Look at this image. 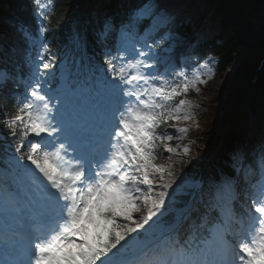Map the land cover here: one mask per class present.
Segmentation results:
<instances>
[{"label":"snow or ice","instance_id":"obj_1","mask_svg":"<svg viewBox=\"0 0 264 264\" xmlns=\"http://www.w3.org/2000/svg\"><path fill=\"white\" fill-rule=\"evenodd\" d=\"M31 4L37 34L23 19L12 24L35 50L25 57L32 68L27 80L18 44L0 34V160L6 165L0 264H264V131L254 145L231 153L227 170L197 181L193 191H182L184 181L175 179L172 158L181 151L188 156L191 146L178 150L171 142L191 129L170 122L197 120L199 129L195 110L202 105L189 94L199 95L215 78L216 61H201L192 51L177 62L172 53L182 41L171 29L174 14L160 3L136 6L126 18L96 11L83 19L77 47L92 44L101 55L88 60L79 93L69 78V93L87 103L65 106L50 94L56 56L45 33L55 6ZM137 28L148 39H133ZM161 28L170 41L164 49L163 36L151 35ZM20 83L24 90L15 91ZM257 153L260 175L252 183ZM197 197L205 209L199 218L192 207ZM214 208L221 215L210 219Z\"/></svg>","mask_w":264,"mask_h":264},{"label":"trees","instance_id":"obj_2","mask_svg":"<svg viewBox=\"0 0 264 264\" xmlns=\"http://www.w3.org/2000/svg\"><path fill=\"white\" fill-rule=\"evenodd\" d=\"M151 0H91L89 6L94 12L109 11L119 13V18H126L128 14L136 10V6H143ZM217 0H206L208 4H212ZM87 0H54L55 12L53 19L49 25L50 31L46 33V39L50 43L52 51L57 54L62 48V44L67 42L69 34V26L72 20L81 12V9L86 7ZM261 13L264 14V0H218L216 3L215 15L211 21V33L214 34L201 40L194 34V43L185 44L183 47L179 44L175 47L176 52L187 55L195 51L200 60L213 57L217 59L218 72H223L232 63V56L238 52L240 48L247 51L245 58L234 77L233 84L228 87L229 95L225 101L224 112L222 115H214L216 110L214 105L205 106L204 111H196L199 122V129L196 128L197 120H195V129L190 131L189 135L179 146L182 149L185 145L195 143L196 155L206 154L209 149H213L215 144L224 136L222 144L221 156L230 159L231 153L239 146H242V139L247 128L249 114L248 111L243 112L242 118L238 115L239 106L245 101L246 93L248 92L247 83L252 75L253 69L256 67L260 57L264 54V23H262ZM17 19H23L26 22L27 28L34 34L37 33L39 24L33 12L31 0H0V34H6L13 38L20 48L19 62L21 65L20 75L27 80L32 68L25 62L27 56V45L22 38L15 34L12 24ZM81 26V22H80ZM203 27L200 22L199 28ZM172 32L179 33L189 37L193 32L191 25L187 23L182 10L175 11V23L171 26ZM198 29V30H200ZM142 30V29H140ZM167 33L163 28L162 33ZM169 41L163 40V47H167ZM189 45H194V49ZM95 47V46H94ZM96 50L100 51L98 47ZM181 57V56H180ZM179 57V58H180ZM180 61L182 58L179 59ZM193 60L188 61V66H192ZM261 87L264 91V68L260 77ZM9 87H12L10 85ZM15 91H23L21 83L14 88ZM4 95L8 97L4 102L11 103V94L5 91ZM196 97L195 92L189 94V98ZM250 106L254 112L261 111L264 113V96H260L257 90H254L249 95ZM216 104L222 102V98L217 100ZM234 121V125L224 133L226 123ZM173 125L176 122H170ZM167 125L162 126L163 130ZM212 128L214 131L209 134L203 133V129ZM264 131V123L261 125V133ZM261 133L255 138L256 143ZM171 146L176 147V144L171 143ZM165 156L167 153L164 154ZM160 163H169L166 159H161ZM174 165L176 175L186 171L196 174L199 171L201 161L198 159L188 160L183 155H174L171 161ZM228 168V166H227ZM211 173L215 176L217 172L212 169ZM243 187V186H241ZM185 200V197H181ZM236 209H239L235 204ZM216 208L209 212V218H217L215 216ZM205 211L202 207L199 213H196L197 218Z\"/></svg>","mask_w":264,"mask_h":264},{"label":"rangeland","instance_id":"obj_3","mask_svg":"<svg viewBox=\"0 0 264 264\" xmlns=\"http://www.w3.org/2000/svg\"><path fill=\"white\" fill-rule=\"evenodd\" d=\"M217 2V1H216ZM163 3L168 11H170L171 13H173L174 9H184L185 10V15L187 16V22L191 23L192 26L194 28H196L199 25V22H203L204 25H206V23H208L209 21H211L210 19V14L207 12L206 13V5L204 2H202V0H155L153 2H151L148 5H157ZM211 6V5H210ZM205 11V15L203 16V12ZM210 11V10H209ZM197 14L199 15L198 18H196ZM206 18V19H203ZM261 19H262V23H264V14L261 13ZM196 19V21H195ZM169 37V36H167ZM181 40V37H179ZM175 46V45H174ZM174 54V52L172 53ZM247 51H245L244 49L240 48L238 50L237 53H235V55L232 58V62L233 65L232 67H230L226 72L222 73L221 75H216L215 72V78L211 79L208 83L206 87H202V91L199 95L196 94L195 98H190L191 100L199 103L200 105H202V107H200L199 109H196L195 111H204L205 106L209 105V103H213L212 105H214L216 107V110L213 112V116L218 114V111L222 108V104H216L219 98H222V101H224L228 94H229V85H231V78L233 77V75L235 74V72L237 71V69L239 68L241 62L247 58ZM214 70H215V64H214ZM229 72V78H226L225 82H224V86L219 85L218 86V90L214 89L213 86L215 85V87H217V80L221 77L224 76L226 73ZM213 85V86H210ZM250 118H252V124L255 126H260L264 123V113H250ZM195 125V120L192 121H178L177 125L174 126L176 128L179 127H189L190 129H192V127H194ZM259 131V130H258ZM261 131V130H260ZM260 134V132H257V134ZM185 137H180V138H176L174 137L173 141L174 143H176L177 145H179L180 142H182L184 140ZM191 152L188 156H186L188 159H192L194 157V149H195V144H191ZM182 178V176H178L175 177V179L177 180V183H180V179Z\"/></svg>","mask_w":264,"mask_h":264},{"label":"bare ground","instance_id":"obj_4","mask_svg":"<svg viewBox=\"0 0 264 264\" xmlns=\"http://www.w3.org/2000/svg\"><path fill=\"white\" fill-rule=\"evenodd\" d=\"M232 65H233V62L231 63V66H230V67H232ZM201 71L204 72L205 76L208 75L207 70H203V69H202ZM226 78H229V72L226 73L224 76H221V77L217 80V82H216L217 87H215V85H214V86H213V85H210V86H213L214 89H217V90H218V86H219V85L224 86V82H225ZM253 134H257V133H256V132H255V133H254V132H251V135H253Z\"/></svg>","mask_w":264,"mask_h":264}]
</instances>
